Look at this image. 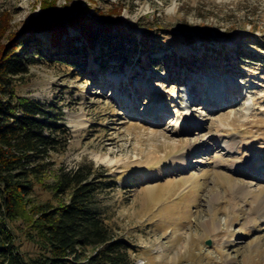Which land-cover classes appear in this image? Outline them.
<instances>
[{"label": "rangeland", "instance_id": "374dc122", "mask_svg": "<svg viewBox=\"0 0 264 264\" xmlns=\"http://www.w3.org/2000/svg\"><path fill=\"white\" fill-rule=\"evenodd\" d=\"M66 1L118 15L131 41L147 33L148 49L123 41L131 50L108 66L98 44L84 59L63 57L68 46L53 58H38L30 43L15 49L36 57L12 78L15 93L52 105L67 133L53 171L81 161L106 170L100 210L135 247L136 264H264V0ZM39 14L38 0H0V55L30 34L45 55L48 34L30 32ZM76 34L68 27L66 36ZM217 136L236 147L228 152ZM181 140L200 143L184 171ZM246 156L247 173L235 163ZM33 194L53 200L40 187ZM18 239L24 253L37 252Z\"/></svg>", "mask_w": 264, "mask_h": 264}, {"label": "trees", "instance_id": "16d2710c", "mask_svg": "<svg viewBox=\"0 0 264 264\" xmlns=\"http://www.w3.org/2000/svg\"><path fill=\"white\" fill-rule=\"evenodd\" d=\"M38 2L40 19L30 32H46L50 49L41 55L40 40L30 34L0 55V264H136L135 247L114 233L100 210L98 193L110 181L106 170L81 161L54 172L51 156L66 146L65 128L55 120L52 105L17 95L12 78L26 74L35 55L53 58L60 46L69 49L63 57L84 59L98 44L105 56L99 57L100 66H108V59L131 50L123 41L148 49L147 33L131 41L118 15L105 16L98 8L100 17L88 14L66 0L60 5L57 0ZM68 27L77 34L66 36ZM23 43H30L35 55L31 48L15 51ZM36 187L50 192L53 200H38ZM19 236L37 247L34 255L20 249Z\"/></svg>", "mask_w": 264, "mask_h": 264}, {"label": "bare ground", "instance_id": "6f19581e", "mask_svg": "<svg viewBox=\"0 0 264 264\" xmlns=\"http://www.w3.org/2000/svg\"><path fill=\"white\" fill-rule=\"evenodd\" d=\"M220 93V92H219ZM218 93V94H219ZM213 96H217L216 94L215 95H213ZM223 96V95H222ZM222 96L220 97V100L222 99ZM219 98V96H217V97H215V99H218ZM219 100V101H220ZM156 106V105H155ZM153 109V108H152ZM187 116V115H186ZM179 118V120H181L182 119V117L181 116H179L178 117ZM185 121V125H186V123L188 124L189 123V120H188V118L186 117V119L184 120ZM181 122V121H180ZM182 125V124H181ZM186 128V127H185ZM217 140L215 141L216 142V144H220L221 146H224V148L228 151V152H230V151H232L236 146V143H237V141H232V142H227V141H225V140H223L222 138H218V136H217V138H216ZM182 141V140H181ZM189 143V142H188ZM187 142L184 144L183 143V141L182 142H179V144L181 145V146H185V151L184 152H182L181 154H180V156L177 158V160H176V163L178 164V166L181 168L180 170L181 171H184V167L186 166V163H187V161H188V156L192 153V151L193 150H195V149H197L198 147H199V144L200 143H190V144H188ZM178 145V144H177ZM178 147V146H177ZM153 154V153H152ZM155 154V153H154ZM156 155V154H155ZM93 158H94V160L96 161V162H98V163H107V164H113V163H116V161L114 160V159H111L109 156H107V155H103V154H94V156H93ZM252 159H253V157L252 156H249V157H245V158H243V159H236L235 160V163H237L238 161H241V163H242V167L240 168L241 170H243L244 172H248V171H251L250 170V167H251V164H250V162L252 161ZM233 162V161H232ZM263 167H264V159H263ZM239 169V170H240ZM142 175L144 176L145 175V173L143 172L142 173ZM154 175V174H153ZM242 186H245V185H242ZM239 187V186H238ZM244 188V187H243ZM240 190V189H239ZM259 196V195H258ZM260 209H262V210H264V205L263 206H261L260 207Z\"/></svg>", "mask_w": 264, "mask_h": 264}, {"label": "water", "instance_id": "95a60500", "mask_svg": "<svg viewBox=\"0 0 264 264\" xmlns=\"http://www.w3.org/2000/svg\"><path fill=\"white\" fill-rule=\"evenodd\" d=\"M205 243H206V244H209V241H208V240H206V241H205Z\"/></svg>", "mask_w": 264, "mask_h": 264}]
</instances>
